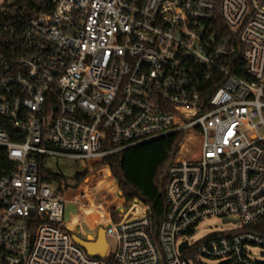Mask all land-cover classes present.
<instances>
[{
	"label": "built area",
	"instance_id": "2783aa9c",
	"mask_svg": "<svg viewBox=\"0 0 264 264\" xmlns=\"http://www.w3.org/2000/svg\"><path fill=\"white\" fill-rule=\"evenodd\" d=\"M195 126L201 155L166 165L159 224L112 223L103 257L60 227L66 191L42 178L47 157L86 161ZM262 131L264 0H5L0 264H264L250 251L264 248ZM212 217L247 229L193 249Z\"/></svg>",
	"mask_w": 264,
	"mask_h": 264
},
{
	"label": "trees",
	"instance_id": "16d2710c",
	"mask_svg": "<svg viewBox=\"0 0 264 264\" xmlns=\"http://www.w3.org/2000/svg\"><path fill=\"white\" fill-rule=\"evenodd\" d=\"M202 138L200 126L186 132L172 133L118 153L86 160L84 172L71 178L76 181L75 188L81 194H84L83 190L89 187L91 181L100 178L108 181L103 200L96 203L106 209L112 223L150 216L155 224H159L168 208L165 198V167L171 160L184 162L199 159ZM262 146L264 148V143ZM7 163L6 156L0 157L1 169H6ZM41 176L44 180L61 184L68 178L48 171L44 162L41 165ZM258 223L263 227L259 231L264 233V218Z\"/></svg>",
	"mask_w": 264,
	"mask_h": 264
},
{
	"label": "rangeland",
	"instance_id": "374dc122",
	"mask_svg": "<svg viewBox=\"0 0 264 264\" xmlns=\"http://www.w3.org/2000/svg\"><path fill=\"white\" fill-rule=\"evenodd\" d=\"M5 0H0V5ZM264 135V131H262ZM44 167L52 172L72 177L77 173L84 172L86 165L85 161L71 158H53L47 157ZM107 180L100 178L97 181H91L88 188L84 189L85 196L77 191L78 189L67 186L65 183L56 182L55 188H61L68 191L67 202L64 210V220L60 227L71 235H77L88 238H97L100 228L107 229L111 224V218L106 209L97 204L103 200V193L107 188ZM77 197V199H75ZM111 197V196H110ZM90 198L92 200H90ZM92 201V202H91ZM242 223H223V220L218 217L207 218L203 220L195 229L192 235L187 236L193 249H196L198 243L207 236L216 233H230L241 230H246ZM250 251L253 256L261 262H264V248L254 247ZM205 264H216V261H211L199 258Z\"/></svg>",
	"mask_w": 264,
	"mask_h": 264
},
{
	"label": "water",
	"instance_id": "95a60500",
	"mask_svg": "<svg viewBox=\"0 0 264 264\" xmlns=\"http://www.w3.org/2000/svg\"><path fill=\"white\" fill-rule=\"evenodd\" d=\"M161 138V137H160ZM158 139V138H157ZM155 140V139H153ZM152 141V140H150ZM149 142V141H147ZM67 185L75 188L76 182L69 178L67 180ZM231 222L229 219L223 220V223H229ZM233 223H237V221H233ZM72 239L74 242L80 246L82 249H84L89 256L91 257H103L108 249L109 243L106 237V229L100 228L98 230L97 238L94 241H89L82 239L81 237L77 235H72ZM187 246V241L183 242L180 246V250L183 251Z\"/></svg>",
	"mask_w": 264,
	"mask_h": 264
},
{
	"label": "crops",
	"instance_id": "0c3cea01",
	"mask_svg": "<svg viewBox=\"0 0 264 264\" xmlns=\"http://www.w3.org/2000/svg\"><path fill=\"white\" fill-rule=\"evenodd\" d=\"M79 237H81L82 239H85V240H89V241H94L95 239H96V237H91V238H86V237H82V236H79Z\"/></svg>",
	"mask_w": 264,
	"mask_h": 264
},
{
	"label": "flooded vegetation",
	"instance_id": "af4514ba",
	"mask_svg": "<svg viewBox=\"0 0 264 264\" xmlns=\"http://www.w3.org/2000/svg\"><path fill=\"white\" fill-rule=\"evenodd\" d=\"M69 178H71V177H68L67 179H66V182H65V184L67 185V180L69 179ZM71 179H73V178H71ZM74 180V179H73ZM75 181V180H74ZM76 182V181H75ZM68 186V185H67ZM70 187V186H69Z\"/></svg>",
	"mask_w": 264,
	"mask_h": 264
}]
</instances>
